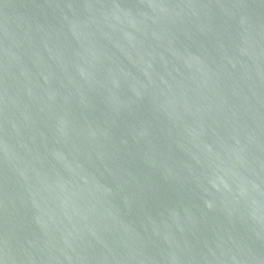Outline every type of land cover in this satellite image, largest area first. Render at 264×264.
<instances>
[{"label":"water","instance_id":"95a60500","mask_svg":"<svg viewBox=\"0 0 264 264\" xmlns=\"http://www.w3.org/2000/svg\"><path fill=\"white\" fill-rule=\"evenodd\" d=\"M0 264H264V0H0Z\"/></svg>","mask_w":264,"mask_h":264}]
</instances>
